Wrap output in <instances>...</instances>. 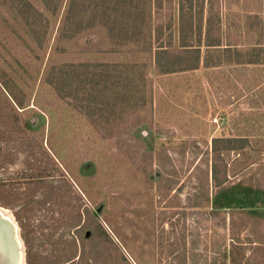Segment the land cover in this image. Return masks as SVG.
I'll return each instance as SVG.
<instances>
[{
    "label": "rangeland",
    "instance_id": "obj_1",
    "mask_svg": "<svg viewBox=\"0 0 264 264\" xmlns=\"http://www.w3.org/2000/svg\"><path fill=\"white\" fill-rule=\"evenodd\" d=\"M30 1L48 20L39 47L0 8V74L13 92L0 84V207L22 241L31 230L35 264H264V63L233 61L234 48L264 42V0H202L220 45L168 73L102 34L60 41L62 9ZM178 4L155 13L172 20L174 46ZM79 61L132 78L133 112L115 116L111 137L45 84L52 65ZM237 183L257 190L254 204L214 205Z\"/></svg>",
    "mask_w": 264,
    "mask_h": 264
},
{
    "label": "trees",
    "instance_id": "obj_2",
    "mask_svg": "<svg viewBox=\"0 0 264 264\" xmlns=\"http://www.w3.org/2000/svg\"><path fill=\"white\" fill-rule=\"evenodd\" d=\"M171 1L40 0L43 8L51 15L62 9L58 32L60 41H69L84 33L92 34L97 39L102 34L108 38L110 45L127 52L152 53L154 67L159 73L196 69L203 61L200 56L201 46L208 49L220 45L218 33L213 34L218 20L215 21L214 16L204 17L202 0H179L177 43L174 46L172 20L169 18L163 24V20L155 19V13ZM0 8H4L10 18L17 20L25 30L27 29L28 37L36 46L41 45V36L46 33L48 22L42 10L30 0H0ZM92 31L98 35L91 33ZM164 35L166 42L163 40ZM97 42L99 43V39ZM84 44L92 45L88 38ZM233 51L235 62L264 63V42L243 52L236 48ZM229 59H233L232 55H229ZM135 64H131V67ZM118 66L117 63L93 61L64 62L52 65L44 81L64 103L73 104L90 125L105 126L106 131L102 133V137H111L116 118L128 117L126 114L131 115L133 112L128 110L130 100H133L130 88L132 78L119 70ZM2 74L1 71L0 84L13 96ZM14 101L21 107L20 101L15 98ZM131 129L132 127L129 130ZM211 171L212 177L216 179L214 161ZM225 192L223 187L218 188L213 199L214 205L218 204L221 208L223 204L228 206L236 203L233 208L245 207L244 204H254L258 195L257 190L238 183ZM221 197L225 201H221ZM41 259L43 264L45 257ZM230 261L234 264L238 259L233 257Z\"/></svg>",
    "mask_w": 264,
    "mask_h": 264
},
{
    "label": "water",
    "instance_id": "obj_3",
    "mask_svg": "<svg viewBox=\"0 0 264 264\" xmlns=\"http://www.w3.org/2000/svg\"><path fill=\"white\" fill-rule=\"evenodd\" d=\"M100 207L97 209L99 211ZM0 264H24V246L14 216L0 207Z\"/></svg>",
    "mask_w": 264,
    "mask_h": 264
},
{
    "label": "flooded vegetation",
    "instance_id": "obj_4",
    "mask_svg": "<svg viewBox=\"0 0 264 264\" xmlns=\"http://www.w3.org/2000/svg\"><path fill=\"white\" fill-rule=\"evenodd\" d=\"M53 205H54L53 209L55 210L57 204H53ZM51 207H52V205H51ZM97 209H96V211H97ZM17 224H18V222H17ZM18 227H19V225H18ZM19 229H20V227H19ZM27 232L29 233V232H31V230H29V231L26 230V232L23 231V238H24L23 239V244L27 245V246L24 245L25 246V250H26V251L24 250V264H35L37 262L38 255L35 252H33V250L28 246L29 243H30V240H29L30 236H28ZM89 234H90V231H88V230L85 231V233H84L86 238L89 237Z\"/></svg>",
    "mask_w": 264,
    "mask_h": 264
}]
</instances>
